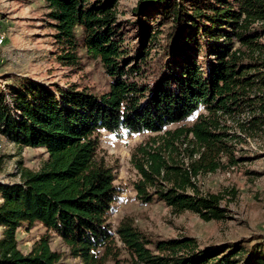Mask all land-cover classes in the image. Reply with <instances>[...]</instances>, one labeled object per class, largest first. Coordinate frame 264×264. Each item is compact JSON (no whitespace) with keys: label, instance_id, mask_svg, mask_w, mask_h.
<instances>
[{"label":"trees","instance_id":"trees-1","mask_svg":"<svg viewBox=\"0 0 264 264\" xmlns=\"http://www.w3.org/2000/svg\"><path fill=\"white\" fill-rule=\"evenodd\" d=\"M45 1L57 61L81 70L84 53L99 60L108 90L17 78L0 92V134L47 154L19 183H0V264H62L47 237L20 250L18 230L36 224L82 264H121L122 248L134 264H264V237L201 248L154 240L130 216L114 227L124 189L99 153L102 133L145 135L131 154L138 201L226 220L222 203L237 191L201 181L244 164L237 145L264 135V0H139L136 45L125 44L120 0Z\"/></svg>","mask_w":264,"mask_h":264},{"label":"rangeland","instance_id":"rangeland-1","mask_svg":"<svg viewBox=\"0 0 264 264\" xmlns=\"http://www.w3.org/2000/svg\"><path fill=\"white\" fill-rule=\"evenodd\" d=\"M138 2L120 0L118 5L119 11L124 13L119 18L128 45L142 41L138 37L140 16L132 13ZM47 14L45 0H0V92L7 94V88L15 84L17 78H30L54 90L57 86L68 89L80 85L98 94L106 92L107 78L99 60L82 53L81 70L64 67L57 61ZM197 117L195 115L189 124ZM145 138V135L118 138L106 132L101 134L100 156L114 169L115 183L124 189L109 216L114 227L130 216L136 226L154 240L189 237L201 248L264 237V135L237 145L236 156L249 158L244 164L208 175L201 181L205 190L223 192L234 188L237 191L235 201L222 203L228 209V218L221 222H205L192 213L177 216L161 203L143 205L138 201L133 186L137 175L131 165V154ZM46 158L44 149L19 148L0 134V183H19L23 168L36 171ZM44 237L49 239L53 251L62 254V264H82L80 259L70 257L57 235L40 224L23 226L17 232L19 248L25 254ZM119 259L121 264H134L123 248Z\"/></svg>","mask_w":264,"mask_h":264}]
</instances>
